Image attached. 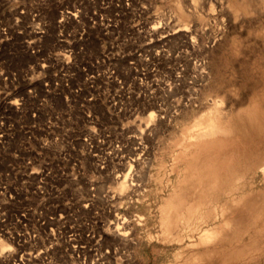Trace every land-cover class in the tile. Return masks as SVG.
Wrapping results in <instances>:
<instances>
[{"label": "rangeland", "instance_id": "rangeland-1", "mask_svg": "<svg viewBox=\"0 0 264 264\" xmlns=\"http://www.w3.org/2000/svg\"><path fill=\"white\" fill-rule=\"evenodd\" d=\"M24 1L43 0H0V111L11 125L0 138V264H264V178L254 156L232 168L216 135L180 143L211 98L230 94L234 58L249 56L235 0H180L190 15L175 0H45L42 14L19 15L13 8ZM67 6L76 15H61ZM61 17L70 44L56 41ZM202 60L203 79L193 67ZM18 95L26 102L16 107ZM84 135L104 136L112 151L120 140V159L76 158ZM70 140L76 150L58 157L59 173L50 157Z\"/></svg>", "mask_w": 264, "mask_h": 264}, {"label": "bare ground", "instance_id": "bare-ground-1", "mask_svg": "<svg viewBox=\"0 0 264 264\" xmlns=\"http://www.w3.org/2000/svg\"><path fill=\"white\" fill-rule=\"evenodd\" d=\"M197 1L198 0H192L191 2L193 4H196ZM175 2L177 3L176 5L181 13H185V15L191 14L190 12L186 11L185 8H183L184 6L182 5L180 0H175ZM235 2L236 3H234L233 9H232L234 13V18L239 17L238 14L243 13L247 19L248 47L250 50L249 56L248 58H234L233 79L231 81V91L229 92L230 94H228V97L215 96L211 98L209 100L210 102L207 105L206 109H204L203 111H201L199 114L196 115L193 121V124H192V126H194V130L191 131L190 133L187 132L188 136L187 137L183 136L180 143H182L185 148H188L192 143L198 140L199 141L202 140V138L205 136L216 135V137L213 138L212 140L215 142H219L221 144V147L219 145L217 146L218 148H221L219 150V154H222V155H220L219 157L223 159L224 152L228 148V151L230 153V159H231L230 167L233 168L235 161L237 163V161L242 158L249 160L251 159L252 156H254V159L252 162H253V166L255 167V171H258L259 169L262 174V177L264 178V0H239V1L235 0ZM45 4H47V1L43 0L41 3H37L36 7H31L30 6L31 3L27 6V2L24 1L23 4H21L19 9H17L18 6L13 9L19 15L29 14L32 11L34 12V15L37 13L42 14V12H45V9H46V6H43ZM35 8H37V11L34 10ZM60 13L61 15L63 14L76 15V13L73 12L71 8H69L68 6L65 9L61 8ZM63 19L64 17H61L58 23L59 33L57 34L56 41L60 40V41L66 42L67 44H70L68 40L69 38L67 39L69 35L62 34L61 32L63 28V22H62ZM17 33H19V30ZM34 33H35L34 39H38V43H40L42 34L44 33V28L41 26H37ZM0 34H5L7 37L6 26H0ZM59 35H62V36L59 37ZM240 36H241L240 34H238L237 36L235 35V39L239 40ZM25 41L26 43H29L27 38H25ZM164 41H165V38H164ZM35 45L38 46L39 44L35 43ZM30 47H31L30 49L31 52L33 53L36 52V50L39 51L38 47L35 48V46L33 45H31ZM235 48H236V51H238V48L236 47V45H235ZM203 51H204V48L201 46L200 53H202ZM257 57H261V58H257ZM42 58H45V57H42ZM48 58H56V56L49 55ZM186 64H187V68H189L188 66H191L189 61H187ZM253 65H255L256 67H259V69L261 70L260 74L256 75V73L251 74L249 72ZM193 67H195L196 69H199L198 75L201 79L205 78L206 76L205 72H206V67H207L206 62L202 60L198 64H195V66L193 65ZM45 84L47 85L48 83L45 82ZM16 88L17 86L14 87V90H16ZM7 92H4L3 101H5V98L8 95ZM34 92H35L34 87H28L26 94L32 95ZM15 100L16 102H14V105L18 107L17 106L19 104L18 100H20V103L23 102L24 104L26 102V97L25 96L23 97L22 95L20 96L18 95L15 98ZM9 119H10V115L7 113L6 109L0 111V138L3 136V133H7L6 131L2 132L3 128H5V130H10L11 128ZM78 139H81L82 141L81 149L76 150V147L74 146L72 140H70L65 143L66 145L65 149H68V150L59 151L58 156H54L53 154V157L52 158L50 157V159L54 158L56 160L59 173H64V170H63V167H61V163L59 162L58 157H61L62 162H64V160L68 161L71 158H73V155L71 154L69 150L70 146L76 150V154H75L76 158L78 159L96 158L98 160L97 164H100L101 166L104 165V162L107 159H120V140H117L114 144L111 141L112 146L115 147V150L112 151V150L105 149L104 147L105 137L104 136H102V138H98L94 143L86 135L81 136V138L78 137ZM60 141L62 140H59V142ZM60 145L64 146L63 144H60ZM219 161L223 162L221 160ZM220 164L222 163L216 162L215 166L216 167L220 166ZM74 169L76 168L71 167V172H74ZM218 173H220L219 170H218ZM250 179L251 180L248 181L247 183L253 184V181H256L257 179V172H253ZM124 184H125V180L122 179L118 183V186L122 187ZM115 194L117 197L118 195H117V192H115V190H112L109 187L106 188L105 196H107L106 197L107 199L109 197L112 198V201L114 199H117L115 197ZM93 196L96 197V195L94 194L89 195V197L87 198V201L85 202L86 206H88V204L92 202ZM102 196H104V194H102ZM111 205H113V202L111 203ZM2 212L3 210L0 213ZM118 213L120 212L116 210L115 214L118 215ZM5 220L8 221V219H5ZM25 226L27 227V225ZM9 228L12 230L11 227ZM8 229L6 231V234H7L6 237L7 238L11 237L13 240L14 238H16L17 242L20 244V240H21V237H19L20 234H15V233L13 234V232ZM18 232H21V231H18ZM28 232L27 234L29 233L31 234V232L29 233ZM208 233H206V236ZM0 235H1V232H0ZM27 242H28V239H27ZM6 245H7L6 243L1 242L0 249L2 250L3 248L6 247ZM45 253L47 252L45 251ZM21 258L20 260L14 261V263L21 264V261H22ZM15 259H17V257ZM50 261L52 260L50 259Z\"/></svg>", "mask_w": 264, "mask_h": 264}]
</instances>
